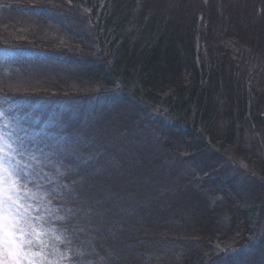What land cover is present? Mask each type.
Listing matches in <instances>:
<instances>
[{
    "label": "trees",
    "instance_id": "1",
    "mask_svg": "<svg viewBox=\"0 0 264 264\" xmlns=\"http://www.w3.org/2000/svg\"><path fill=\"white\" fill-rule=\"evenodd\" d=\"M19 2L23 4L22 7ZM0 5V13L28 11L30 16L36 17L37 23L34 25H45L49 21L52 27L50 32L57 30L63 35L60 40V37H48L37 30V36L31 37L36 44L35 50L28 52L26 49L29 50L30 46L20 41L23 45L18 47V55L21 54L22 59L17 55L15 58L3 54L10 61L0 64L1 76L6 71L12 73V67L20 66V61L27 59V68L34 75L50 78L38 85L29 98L0 90V100L8 95L13 102L22 98L31 101L30 104L22 103V114L28 117L24 127L33 137L29 144L24 145L23 153L34 154L32 149L36 143V130H40L39 139L45 138L40 141L45 147L42 151L44 156H51V152H55L57 142L67 144V147L72 144L68 149L71 152L82 148L80 167L74 161L59 157L62 155L60 152L56 154L55 163L63 170L58 180L60 185L65 184V190L51 189L49 204L54 208L55 217L50 218L48 235L51 243L56 238L57 241L62 239L61 247L64 250L61 253L51 249L49 256L54 257L53 264H116V257L108 253L115 247L120 252L124 249L119 256L126 259V264H141L145 260L143 254H138L131 244L133 250L127 247L126 244L130 242L126 241L123 247L124 244L118 241L129 239L131 233L138 236L140 230L137 226L131 232L125 230L123 236L110 226L103 233L104 237H108V240L105 238L107 248L106 242L103 247L95 246L96 242L87 241L86 235L72 229V223L80 216L79 213L71 216L70 212H74L71 207L81 205L80 213L85 217L90 212L104 215L117 211L118 207L114 204L120 199L124 201L121 198L123 188L119 185L128 184L129 178H115L121 175L123 168L116 161L110 164L111 155L121 160L123 167H132L124 156L127 144L123 134L128 135L126 139L135 137L134 127L128 123L140 127L148 121L152 112L168 117L164 126L169 131V140L163 157L169 158L168 154L178 147L179 154L188 156H184L182 165L185 162L193 163L194 156L204 153L209 145L206 136L213 143L230 145L236 141L237 133H241L238 126L251 125L264 129V0H0ZM57 10L62 11V18L46 13ZM3 18L0 16V19ZM73 25L78 27L76 31L72 30ZM10 47L13 46L0 41L1 49ZM24 71L27 72L26 69ZM248 76L251 82L261 85L260 89H263L260 92H253L254 88H249ZM80 93L106 98L104 112L97 120L96 129L101 125L107 128L100 132L97 130L94 140L87 137L88 142L71 133V123L65 121L70 125L66 129L64 121H51L52 112L63 108V105L53 103L51 107L44 105L43 110L34 108L37 99H74L80 97ZM109 105L113 107L108 109ZM30 109H33V114ZM34 117L40 120L36 126L31 122ZM223 122L226 126L221 131L219 124ZM161 123L153 121L152 126L162 128ZM80 125L79 122L77 127ZM28 126L30 129H27ZM113 137H116L115 143H111ZM102 151L107 152L97 158L88 160L86 156L90 152L99 154ZM62 153L68 155L67 150ZM167 162H170V158ZM161 163L165 162L159 165ZM96 166H99L97 170H102L100 175L93 176L91 174L97 171ZM105 167H110L109 176L117 175L113 178L102 175ZM78 169L82 177L81 187L85 186L89 192L86 201L82 200L80 204L74 201L73 194V191L79 190L78 183L73 187V178ZM163 179L160 177L158 180L164 182ZM68 184L73 188H66ZM108 186L111 188L107 189ZM213 186L231 214L227 233L221 235L218 230H211L212 223L209 221L205 226L201 224L203 227L197 231L189 230V236L179 235L176 241L180 243L182 253L177 252L180 254L176 257L171 253L163 256L164 264H239L242 261L241 255L226 259L227 252L217 254L213 250L216 239L224 244L234 241L235 245H239L238 240L242 238L244 242L248 241L247 234L251 230L246 212L240 206L241 201L237 195L234 196L236 190L232 184L224 182L218 185L213 182ZM130 192L134 195V188ZM155 208L156 212L150 213L153 217L149 219L151 224L148 226L151 228L149 232L154 235L149 237L157 234L158 238H162L164 234H170L163 232L158 224L166 213H158L157 206ZM141 211L135 219L137 225L138 219L144 217V209ZM203 216L206 217L205 213ZM166 219L163 218V221ZM65 222H69L71 227ZM140 237L148 245L151 244L145 232ZM263 244L264 238L258 247ZM138 245L145 246L141 243ZM57 254L61 258H57ZM160 260L156 262L163 264Z\"/></svg>",
    "mask_w": 264,
    "mask_h": 264
},
{
    "label": "rangeland",
    "instance_id": "2",
    "mask_svg": "<svg viewBox=\"0 0 264 264\" xmlns=\"http://www.w3.org/2000/svg\"><path fill=\"white\" fill-rule=\"evenodd\" d=\"M31 5H34V3ZM22 6L23 4L20 3V7ZM57 11H48L46 13L61 16L62 18V11ZM30 15L25 10L19 12L10 10L7 13H0V16L4 17L0 19V41L4 45L13 46L7 49L0 48L1 65L10 61L9 57L3 54H9L10 57L15 56V58L17 55L19 59H22L21 54L19 53L20 55H18V47L23 45V42L20 41H24V44L30 46L29 50L26 49L28 52L35 50L34 46L36 44L31 37L37 36V30L43 32L45 36L60 37V40H62L63 35L58 33L57 30L53 33L50 32L52 27L49 21L45 25L37 26L34 25L37 23L36 17ZM76 29L78 27L74 26L72 30L76 31ZM234 53H236V50H234ZM20 62V66L12 67L14 70L12 73L10 71L2 73L0 76V90L29 98V95H32V91L38 85L48 81L50 78H40L38 74L34 75L27 68V65H29L26 64L27 59ZM247 78L249 79L247 82L249 88H254L253 92L258 90L260 92L263 89H260L261 85L259 83L251 82L249 76ZM79 96L74 99L63 98L61 100L46 99L47 101H44L37 99V104L34 108L43 110L44 105L51 107L53 103L56 106L63 105V108L56 111L57 113L52 112L50 115L51 121L71 123L73 125L71 133H75V137L88 142L87 137L94 140L93 137L96 136L94 134L97 130L100 132L107 128L106 125H101L96 129V125L98 126L99 123L97 120L104 112L106 98L103 97L104 99H102L95 95H87V93H80ZM29 100L22 98L18 102H13L12 97L8 95H4L0 100V188L3 189V192L0 193V237L5 239V243L0 245V264H13V257L9 249L19 252L22 264H47L49 259L48 264H53L54 261L52 259L54 257L49 256L51 249L59 252L64 250L61 247L62 239L57 241L56 238L57 242L51 243L48 235L50 218L52 216L55 217L54 208L50 207L49 204L52 199H50L51 189L64 188L65 190V184L61 183L60 185L58 180L59 176L63 175L61 173L63 170L59 169L55 163L57 155H59L58 152L62 154L59 157L62 156L68 161H74L77 167L82 165L81 157L83 152H80L82 148L79 147L77 151L73 149L74 151L71 152L68 149H70L69 147L72 144L67 147V144H59L57 142V148H54L55 152H51V156L46 154L49 159L44 156L42 151L45 147L40 141H44L45 138L42 135L41 137L43 138H38L40 130L34 132V142H36L32 149L34 154L23 153L24 145L29 144V140L33 138L30 132L26 130V127H24V122L28 117L22 114L24 110L22 103L30 104L31 101ZM112 107V105H109L108 109ZM30 111L33 114V109H30ZM96 111L98 112L95 113ZM167 120L168 117L166 115L152 112L148 117V121H145L140 127L135 123H128V125L134 127L133 134L135 137L126 139L128 135L123 134L126 140L125 144H127L124 156L132 167H123L121 160H117L116 156L111 155L112 158L110 160L112 162L110 164L115 163V161L117 164H121L124 169H122L123 172H121V175L116 174L117 177H115L116 175L109 176L111 175L110 167H105L106 169H103L104 171L102 172V175L108 178H118V176L129 178L128 184L119 185L123 188L121 198L124 201L120 199L114 205L120 210L117 208L114 213L108 212L104 215L90 212L85 217L82 212L80 213L82 210L81 205H76L73 208L71 207L74 212H70V215L74 217V213L75 215L79 213L80 217L72 223V229H75L81 235H86L87 241L90 239L94 243L96 242L95 246L103 247L104 242H106L105 238L108 240V237H104L103 233L108 227L111 226L113 230H117L123 236L125 230L129 229L131 232L133 227L137 226L138 230H140L138 236L131 233L129 239L117 240L120 244H124L122 245L123 247H125L126 241L130 242L126 244L127 247L131 244L138 254L141 255L142 253V257L145 260L141 264H158L156 260L159 258H161L160 262L163 261L164 264L165 258L163 256L170 255V253L173 256H177L182 253L179 246L180 243L177 244L178 241L176 240L179 239V235L189 236V230L197 231L198 228H202L209 221V223H212L211 230H218L221 235L227 233L231 225V214L228 212L226 202L217 193V188L213 186V182H217L218 185L219 183L222 185L224 182H229L236 190L234 196L237 195L239 197L240 206L246 212L251 230L247 234L248 241L244 242L242 238V240H238L239 245H235L234 241L224 244L216 239L212 245L214 247L213 250L217 254L227 252L225 254V257L227 256L226 259L231 256L241 255L242 261L239 264H264V244L260 248L258 247V244L264 238V129H256L251 125L238 126L241 133H237L236 141L230 145L213 143L206 136L209 145H207L208 148L204 150V153L197 157L194 156L193 163L185 162L182 165L181 163L186 155L179 154L178 147L174 148L171 154H168L170 162H167L168 157H163L164 148L169 140V131L164 126L167 125ZM153 121H162V128L159 126L153 128ZM31 122L35 123L34 126L38 125L40 122L39 117L31 118ZM79 122L81 125L78 128ZM67 124H64L66 129L68 128L67 126L70 127ZM219 125L221 126V131L226 126L224 122ZM27 129H30V126ZM115 139L116 137H113L111 143H115ZM65 150H67L68 155H71L68 156L62 153ZM106 152L102 151L99 154L90 152L86 156L90 160L105 155ZM160 162L165 163L159 165ZM97 168L99 166L95 167L96 170ZM101 170L100 168L91 175H100ZM135 170L142 173V175L136 173L137 171ZM76 173L77 175L74 174L75 177L73 178V187H75V183H78L79 190L76 189L73 194L75 197L74 201L80 204L82 200L86 201L85 198L89 196V192L85 189V186L81 187L82 177H80L79 169ZM160 177L164 178V182L158 180ZM73 187L70 184L66 185L68 189ZM108 188L111 187L108 186ZM130 188H134V195L133 192H130ZM218 188L222 190L221 187L218 186ZM9 196H11V200L8 199ZM127 203L130 204L127 205ZM185 204H187V207H185ZM156 206L157 210H159L158 213H161V211L166 213L163 214L165 217H162V222L158 223L163 232L170 233L169 235L164 234L162 236L164 239L158 238L157 234L154 237H149L154 235V233L149 232L151 228L148 226L151 224L149 219L153 217L150 213L156 212ZM141 209H144V217L138 219L137 225L135 219L140 216ZM204 213L206 217L203 216ZM166 217V221H163V218ZM98 221L100 222L98 223ZM144 232L146 237H148L149 243L153 242L150 245L143 241L144 238L140 237ZM9 233H11L10 237ZM167 236L169 237L167 238ZM9 240H14L15 243H10L8 242ZM161 242H164V244ZM140 243L145 246L138 245ZM49 244L51 246L48 248ZM131 246L130 249H132ZM105 247L107 248V242ZM115 248L110 249L111 252L108 251V253L116 257V264H126V259L119 256L124 249L120 252ZM103 256L102 254L101 257L104 258ZM57 258H61V255L57 254ZM58 261L56 260V262Z\"/></svg>",
    "mask_w": 264,
    "mask_h": 264
},
{
    "label": "snow or ice",
    "instance_id": "3",
    "mask_svg": "<svg viewBox=\"0 0 264 264\" xmlns=\"http://www.w3.org/2000/svg\"><path fill=\"white\" fill-rule=\"evenodd\" d=\"M2 192H3V189L0 188V193H2ZM8 199L11 200L12 199L11 196H9ZM8 235L10 237L11 233H9ZM8 242L13 243V244L15 243L14 240H9ZM4 243H5V239L3 237H0V245H3ZM9 252H10V254L13 257V264H22V262H21V260L19 258L20 254H19L18 251L9 249Z\"/></svg>",
    "mask_w": 264,
    "mask_h": 264
}]
</instances>
